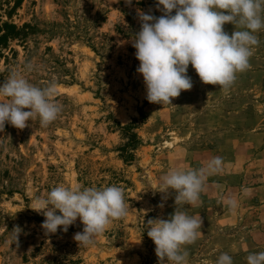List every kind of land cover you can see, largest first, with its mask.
<instances>
[{
  "label": "rangeland",
  "instance_id": "1",
  "mask_svg": "<svg viewBox=\"0 0 264 264\" xmlns=\"http://www.w3.org/2000/svg\"><path fill=\"white\" fill-rule=\"evenodd\" d=\"M137 10L161 15L155 0H0L2 21L34 27L0 60V83L13 72L39 87L54 82L61 107L46 127L33 120L0 131V264H157L146 223L175 210L174 192H156L158 178L213 156L222 158L221 171L206 178L195 205L181 207L202 220V235L185 246L188 264H214L221 253L246 264L264 251V29L250 67L226 91L202 84L189 65L192 88L175 107L162 106L146 101L136 72ZM58 185L117 186L129 210L91 246L73 239L79 219L46 235L31 202Z\"/></svg>",
  "mask_w": 264,
  "mask_h": 264
},
{
  "label": "clouds",
  "instance_id": "2",
  "mask_svg": "<svg viewBox=\"0 0 264 264\" xmlns=\"http://www.w3.org/2000/svg\"><path fill=\"white\" fill-rule=\"evenodd\" d=\"M155 5L159 16L137 10L140 27L131 38L138 61L136 72L142 77L148 103L173 106V99L192 88L189 65L202 84L225 91L238 73L250 67L249 60L259 44L256 34L264 29V0H155ZM227 24L233 25L231 34L224 30ZM55 95L54 82L39 87L23 75L11 73L0 83V131L6 123L22 130L33 120L46 127L61 111ZM222 163L221 157L213 156L198 169H172L158 178L156 192H174L175 210L167 218L146 223L157 264H188L185 246L202 235V220L181 207L199 201L206 178L221 171ZM226 204L230 209L238 207V201L231 197ZM31 210L43 215L40 227L46 235L58 229L67 232L79 219L83 229L73 239L81 246H91L129 209L117 186L58 185L43 197L34 196ZM14 231L17 240L21 229L16 227ZM214 264H233V260L228 253H221ZM246 264H264V251L248 254Z\"/></svg>",
  "mask_w": 264,
  "mask_h": 264
},
{
  "label": "trees",
  "instance_id": "3",
  "mask_svg": "<svg viewBox=\"0 0 264 264\" xmlns=\"http://www.w3.org/2000/svg\"><path fill=\"white\" fill-rule=\"evenodd\" d=\"M33 32L34 27L29 24H24L21 27H18L13 23H10L8 21H2L0 19V60H8L7 55H5L6 51H8V53H11V55L15 54L12 49H9L11 43L15 42L16 44L24 45L26 44L28 36L31 35ZM129 130L130 126L123 128V131L125 133H129ZM134 140H136L135 135H133L129 139L126 145H131L132 143H134ZM136 142L137 141H135V143Z\"/></svg>",
  "mask_w": 264,
  "mask_h": 264
},
{
  "label": "crops",
  "instance_id": "4",
  "mask_svg": "<svg viewBox=\"0 0 264 264\" xmlns=\"http://www.w3.org/2000/svg\"><path fill=\"white\" fill-rule=\"evenodd\" d=\"M258 182H260V181H258ZM259 189H261V188H259V186H257V187L254 188V191H257ZM256 196L259 197V195H256Z\"/></svg>",
  "mask_w": 264,
  "mask_h": 264
}]
</instances>
